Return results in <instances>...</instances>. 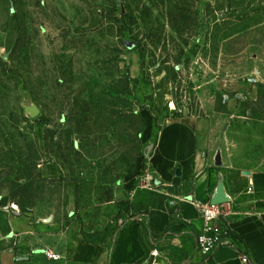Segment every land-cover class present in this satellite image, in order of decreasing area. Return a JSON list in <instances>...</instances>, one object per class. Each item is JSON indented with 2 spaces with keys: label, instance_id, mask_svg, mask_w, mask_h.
<instances>
[{
  "label": "rangeland",
  "instance_id": "rangeland-1",
  "mask_svg": "<svg viewBox=\"0 0 264 264\" xmlns=\"http://www.w3.org/2000/svg\"><path fill=\"white\" fill-rule=\"evenodd\" d=\"M187 118L264 170V0H0L1 208L64 220L117 184L131 212L189 201L151 165Z\"/></svg>",
  "mask_w": 264,
  "mask_h": 264
},
{
  "label": "crops",
  "instance_id": "crops-1",
  "mask_svg": "<svg viewBox=\"0 0 264 264\" xmlns=\"http://www.w3.org/2000/svg\"><path fill=\"white\" fill-rule=\"evenodd\" d=\"M228 137L190 118L169 122L160 131L153 171L189 201L178 193L161 207L131 212L117 184L110 200L69 210L64 220L39 215V207L28 213L0 207V264H150L146 260L155 249L156 264H242L241 254L252 264H264V170L246 167L257 164L253 159L258 157L227 145ZM42 172L56 179L54 166ZM220 183L230 200L225 204L229 245L205 260L196 246L203 226L199 207L211 204Z\"/></svg>",
  "mask_w": 264,
  "mask_h": 264
},
{
  "label": "built area",
  "instance_id": "built-area-1",
  "mask_svg": "<svg viewBox=\"0 0 264 264\" xmlns=\"http://www.w3.org/2000/svg\"><path fill=\"white\" fill-rule=\"evenodd\" d=\"M225 205L200 206L199 211L203 222L202 229L196 237V246L202 257L207 260L212 254L223 246L229 245L231 228ZM159 256L158 250L150 252L146 262L156 264L155 259ZM52 259H58L52 256ZM242 264H252L245 254L240 255Z\"/></svg>",
  "mask_w": 264,
  "mask_h": 264
},
{
  "label": "water",
  "instance_id": "water-1",
  "mask_svg": "<svg viewBox=\"0 0 264 264\" xmlns=\"http://www.w3.org/2000/svg\"><path fill=\"white\" fill-rule=\"evenodd\" d=\"M22 107L24 109V112L26 114H28L30 116V118H32V119H36L41 114L39 108L36 105L23 103ZM175 174H176V177H180L181 176L180 170L177 169ZM243 174L245 176L250 175L249 172H244ZM229 201H230L229 198L225 194L224 185H223V183H220L218 186V189H217V191H216V193L212 199L211 204L212 205H225Z\"/></svg>",
  "mask_w": 264,
  "mask_h": 264
}]
</instances>
